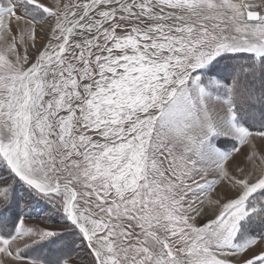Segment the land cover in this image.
<instances>
[{
	"label": "snow or ice",
	"instance_id": "obj_1",
	"mask_svg": "<svg viewBox=\"0 0 264 264\" xmlns=\"http://www.w3.org/2000/svg\"><path fill=\"white\" fill-rule=\"evenodd\" d=\"M45 204L62 230L26 223ZM77 241L264 264V0H0V264Z\"/></svg>",
	"mask_w": 264,
	"mask_h": 264
},
{
	"label": "rangeland",
	"instance_id": "obj_2",
	"mask_svg": "<svg viewBox=\"0 0 264 264\" xmlns=\"http://www.w3.org/2000/svg\"><path fill=\"white\" fill-rule=\"evenodd\" d=\"M40 35L39 31L37 33ZM241 56H245V54H241ZM225 63H234L233 61H227V62H222L221 67L224 66ZM257 87H259V81H257ZM230 147V145H229ZM246 150V149H245ZM239 158V157H238ZM211 178V177H209ZM19 187V186H18ZM217 191H219V186H217ZM20 193H17V196H19ZM201 198H203V194L201 193ZM49 212L50 209L49 207L45 205H34L31 209H27L25 211V221L29 226L33 227H49L53 228L56 230H62L64 221L61 220L60 215L53 213L49 219H47V223H45V219L49 217ZM201 223L203 221H200ZM73 237L70 236L67 233H64V235L61 237V240L64 242H68L72 240ZM79 244V248H77L74 252L73 255L76 257H83L84 259L82 260L81 264H89L91 261L92 257L88 255V250L84 248V243H81L80 241H77ZM58 245H52V248L57 247ZM35 254V253H33ZM43 254L47 255L48 254V248L44 249Z\"/></svg>",
	"mask_w": 264,
	"mask_h": 264
},
{
	"label": "bare ground",
	"instance_id": "obj_3",
	"mask_svg": "<svg viewBox=\"0 0 264 264\" xmlns=\"http://www.w3.org/2000/svg\"><path fill=\"white\" fill-rule=\"evenodd\" d=\"M238 158V157H237ZM219 191H224L220 186H219Z\"/></svg>",
	"mask_w": 264,
	"mask_h": 264
},
{
	"label": "trees",
	"instance_id": "obj_4",
	"mask_svg": "<svg viewBox=\"0 0 264 264\" xmlns=\"http://www.w3.org/2000/svg\"><path fill=\"white\" fill-rule=\"evenodd\" d=\"M245 55H247V54H245ZM27 255V254H26Z\"/></svg>",
	"mask_w": 264,
	"mask_h": 264
}]
</instances>
